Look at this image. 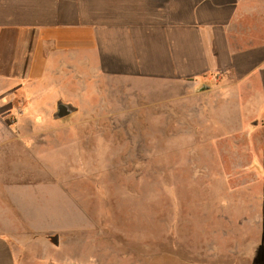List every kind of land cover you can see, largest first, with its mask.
I'll return each mask as SVG.
<instances>
[{"label":"rangeland","instance_id":"obj_1","mask_svg":"<svg viewBox=\"0 0 264 264\" xmlns=\"http://www.w3.org/2000/svg\"><path fill=\"white\" fill-rule=\"evenodd\" d=\"M262 3L251 8L264 13ZM179 89L101 88L69 101L76 111L59 120L50 102H10L0 115V232L19 223L21 234H42L61 264L264 255L263 134L238 118L216 123L209 95L188 87L180 110Z\"/></svg>","mask_w":264,"mask_h":264},{"label":"crops","instance_id":"obj_2","mask_svg":"<svg viewBox=\"0 0 264 264\" xmlns=\"http://www.w3.org/2000/svg\"><path fill=\"white\" fill-rule=\"evenodd\" d=\"M251 1L264 5L0 0V115L10 114L15 100L50 102L54 112L58 102L73 106L69 101L89 102L107 87L135 86L180 87L179 108L186 111L188 87L209 95L216 123L225 119L229 128L238 118L264 142V13L254 12ZM19 227L0 232V264H61L50 239L21 234ZM243 257L264 264V255Z\"/></svg>","mask_w":264,"mask_h":264},{"label":"water","instance_id":"obj_3","mask_svg":"<svg viewBox=\"0 0 264 264\" xmlns=\"http://www.w3.org/2000/svg\"><path fill=\"white\" fill-rule=\"evenodd\" d=\"M75 111L76 109L74 107L66 105L62 102H58L56 105V112L54 113L53 118L59 120L71 115Z\"/></svg>","mask_w":264,"mask_h":264}]
</instances>
